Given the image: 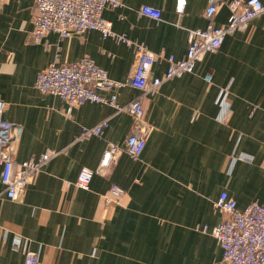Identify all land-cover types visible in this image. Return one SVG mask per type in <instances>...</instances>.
<instances>
[{"label": "crops", "instance_id": "crops-1", "mask_svg": "<svg viewBox=\"0 0 264 264\" xmlns=\"http://www.w3.org/2000/svg\"><path fill=\"white\" fill-rule=\"evenodd\" d=\"M122 1L103 11L112 29L176 58L186 53L189 30L208 23V0H185L179 15L176 0ZM142 4L158 9L159 19L139 14ZM34 10L35 0H5L0 7L3 117L21 127L15 161L58 153L19 200L5 197L0 181V264H23L25 246L38 254L37 264H220L211 229L221 214L213 202L222 191L238 209L264 202V15L227 34L191 73L163 81L145 97L150 129L141 154L122 150L107 176L94 174L82 190L66 182L83 166L95 169L109 142L124 146L131 116L92 101L67 114L63 99L33 86L35 76L53 60L90 57L123 81L133 47L92 29L68 37L49 32L40 43L31 42ZM228 16L222 4L213 23L222 25ZM165 69L166 62L158 61L151 74L160 77ZM101 93L124 105L140 91L125 86ZM104 119L108 125L100 135L78 138ZM112 183L124 195L108 203Z\"/></svg>", "mask_w": 264, "mask_h": 264}, {"label": "built area", "instance_id": "built-area-1", "mask_svg": "<svg viewBox=\"0 0 264 264\" xmlns=\"http://www.w3.org/2000/svg\"><path fill=\"white\" fill-rule=\"evenodd\" d=\"M4 2L0 0V7ZM222 4L227 6L229 16L224 24L215 25L213 16ZM123 5L122 0H35L32 29L28 33L31 42L40 43L49 32L68 37L92 29L99 31L103 37H112L132 46L134 51L130 73L123 81L112 79L90 57L64 63L53 60L35 76L33 86L63 99L67 104V114L74 106L92 101L107 103L114 107L116 113L124 111L131 116L124 146L109 142L95 169L83 166L73 182H66L82 190L89 189L94 174L106 177L122 150L133 157L141 154L150 129L144 118L145 97L155 93L163 81L191 73L195 63L205 53L217 50L227 34L244 30L251 19L264 15V0H208L204 10L207 25L202 29L189 30L186 53L176 58L173 54L152 51L143 42L130 40L115 32L111 22L103 16V11L106 7ZM184 6L185 0H176L175 12L181 14ZM138 12L154 19L160 17L159 10L147 4L140 5ZM158 61L166 62V69L160 77L151 74L153 65ZM204 78L210 81V75ZM125 86L136 88L140 94L124 105L118 104L114 95L106 97L101 93ZM220 95L222 104L226 89H221ZM5 107L6 102L0 98V181L5 197L19 200L43 165L58 151H46L37 157L15 161L21 127L3 117ZM226 115L220 120L224 121ZM107 125L108 119H104L93 127L83 128L78 138L100 135ZM123 195V188L112 183L106 201L118 202ZM213 206L221 214L220 222L211 229L222 251L220 264H264V202L254 200L244 209H238L236 202L222 191ZM202 229L205 231L206 226ZM23 254V264L38 263V254L27 246Z\"/></svg>", "mask_w": 264, "mask_h": 264}]
</instances>
